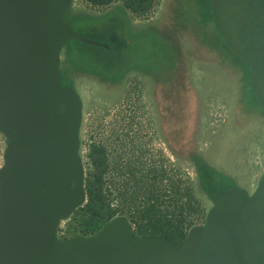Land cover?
I'll return each mask as SVG.
<instances>
[{
	"label": "water",
	"instance_id": "obj_1",
	"mask_svg": "<svg viewBox=\"0 0 264 264\" xmlns=\"http://www.w3.org/2000/svg\"><path fill=\"white\" fill-rule=\"evenodd\" d=\"M73 0H0V264H264V174L253 191L216 192L183 241L140 237L119 215L63 240L60 222L87 200L80 153L83 101L62 83L71 40L109 45L64 18ZM215 25L251 68L264 109V0H210Z\"/></svg>",
	"mask_w": 264,
	"mask_h": 264
},
{
	"label": "rangeland",
	"instance_id": "obj_2",
	"mask_svg": "<svg viewBox=\"0 0 264 264\" xmlns=\"http://www.w3.org/2000/svg\"><path fill=\"white\" fill-rule=\"evenodd\" d=\"M166 2L159 0L148 15H131L134 30L138 32L132 36L127 49L124 60L127 67L144 68L145 63L155 62L167 73L174 68L162 53L145 47L146 23L155 22L158 29H165V25L179 26L175 17L165 9ZM73 5L85 7L82 0H73ZM184 6H188L195 16L207 13L206 0H185ZM191 46L189 43L186 45L189 54L184 76V83L188 81L187 97L179 82L166 86L162 81H155L148 72L139 70H133L129 78L117 87L94 75L78 74L75 80L83 101L80 137L83 140L87 137L94 139V131L101 124H145V179L150 174L148 167L158 159L167 166L161 175L190 180L200 202V213L194 220L204 223L213 200L199 190L191 156L193 153L204 155L213 166L231 174L239 185L253 191L264 174V116L245 112L237 68L235 70L228 63H223L198 44L192 43ZM177 97L185 99L181 104L173 103ZM6 146V137L0 132V168L4 165ZM85 161L83 159L87 176L92 165L89 160ZM145 179H119L115 187L120 186L124 190V182L130 180L133 181L128 186L130 190L139 181H143L140 183L145 188ZM165 182L160 183L158 189H164ZM136 188L140 189V186ZM229 188L223 186L221 190ZM170 201L168 197L165 203ZM73 221L71 215L66 224L73 225Z\"/></svg>",
	"mask_w": 264,
	"mask_h": 264
},
{
	"label": "trees",
	"instance_id": "obj_3",
	"mask_svg": "<svg viewBox=\"0 0 264 264\" xmlns=\"http://www.w3.org/2000/svg\"><path fill=\"white\" fill-rule=\"evenodd\" d=\"M159 0H82L85 7H71L64 18L71 26L85 36L109 45H92L79 40H71L63 50L61 61L62 83L75 88V76L78 74L94 75L102 80L121 83L125 75L132 69L149 73L155 81L166 84L179 82L186 96L188 81L184 83L187 73L189 54L187 43L198 44L216 55L223 63H228L240 71L243 105L246 113L264 116V109L256 98L251 85V68L244 59L227 43L225 37L217 29L212 15L210 0H206V15L196 16L185 7V0H167L165 9L175 17L178 27L165 25L158 29L157 23L145 24V47L151 51L162 53L173 69L167 73L155 62L145 63V67H127L124 61L130 40L136 32L131 15L150 14ZM187 1V0H186ZM201 0H196L200 2ZM108 7L107 10L96 12L95 9ZM206 17V19H205ZM141 30V29H139ZM187 40H184V39ZM194 41H193V40ZM192 47V46H191ZM193 48V47H192ZM76 89V88H75ZM179 96V95H178ZM185 97L173 99V103L181 104ZM176 101V102H175ZM95 166L92 165L85 178L87 200L72 214L73 226L92 236L117 215H129L137 224L135 234L140 237H162L171 241H183L191 224L200 211V202L193 191L190 180L172 175L167 178L160 172L167 170L152 163L149 176L136 182L137 189L128 186L133 181H125L124 190L115 194L110 185L116 180H106L99 172L102 160L91 154ZM191 159L197 172L198 188L213 200L217 191L223 186L243 188L231 174L213 166L202 154L193 153ZM166 181V182H165ZM165 182L164 189H158ZM108 185V186H107ZM168 197L171 199L166 204ZM118 200V201H117ZM114 201L118 203L113 204ZM71 218V216H70Z\"/></svg>",
	"mask_w": 264,
	"mask_h": 264
},
{
	"label": "flooded vegetation",
	"instance_id": "obj_4",
	"mask_svg": "<svg viewBox=\"0 0 264 264\" xmlns=\"http://www.w3.org/2000/svg\"><path fill=\"white\" fill-rule=\"evenodd\" d=\"M133 70L138 71L139 69L130 70L121 83L113 84L116 87L122 85ZM75 88L79 91L77 86ZM94 132L93 141H88V137L86 140L80 137V153L84 162L87 159L91 165L95 166L91 156L94 153L97 158L103 161L99 172L104 178L114 180H128L134 177L145 179V124H101Z\"/></svg>",
	"mask_w": 264,
	"mask_h": 264
},
{
	"label": "built area",
	"instance_id": "obj_5",
	"mask_svg": "<svg viewBox=\"0 0 264 264\" xmlns=\"http://www.w3.org/2000/svg\"><path fill=\"white\" fill-rule=\"evenodd\" d=\"M93 140H94V139L91 140L90 138H88V141H93ZM82 159H83V158H82ZM147 162H148V161H147ZM154 164L160 166V165H162L163 163H162V161H160V160L157 159L156 161H154ZM165 166H166V165H165ZM166 167H167V166H166ZM105 179H106V180H107V179H108V180H113V179H110V178H105ZM107 186H108V185H107ZM110 186H111L110 189L113 190V192H114L115 194L119 193V191L122 190L120 186H117V187H115L116 185H110ZM117 201H118V200H117ZM117 201H114L113 204L118 203ZM117 216H119V215H117ZM125 216L128 217L127 215H125ZM69 218H70V217H69ZM69 218L62 220V221L60 222L59 226H58L57 235H58V237H59L60 239L67 240V239H71L72 237L77 236V235L90 236V235H88V234H86V233H84V232L78 230L75 226L70 225V224H66V221H67ZM128 219H130V218L128 217ZM130 222L132 223V225H133V227H134V231H135V230L137 229V224L134 223V222H132L131 220H130ZM204 222H205V221H204ZM200 224H203V222H202L201 220H194L193 223L191 224L189 230H190L193 226H195V225H200ZM189 230H188V231H189Z\"/></svg>",
	"mask_w": 264,
	"mask_h": 264
}]
</instances>
